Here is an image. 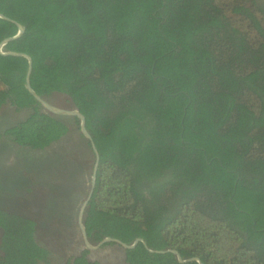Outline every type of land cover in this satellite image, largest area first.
I'll return each mask as SVG.
<instances>
[{
	"label": "trees",
	"instance_id": "16d2710c",
	"mask_svg": "<svg viewBox=\"0 0 264 264\" xmlns=\"http://www.w3.org/2000/svg\"><path fill=\"white\" fill-rule=\"evenodd\" d=\"M0 15V45L24 28L0 49V111H29L0 137L42 150L69 132L26 90L28 61L4 55L21 53L33 92L67 98L98 152L92 245L142 240L101 246L124 264H264V0H0ZM36 229L0 209V264H48Z\"/></svg>",
	"mask_w": 264,
	"mask_h": 264
},
{
	"label": "rangeland",
	"instance_id": "374dc122",
	"mask_svg": "<svg viewBox=\"0 0 264 264\" xmlns=\"http://www.w3.org/2000/svg\"><path fill=\"white\" fill-rule=\"evenodd\" d=\"M52 107L74 111L62 95L45 98ZM9 105L0 111V134L25 119ZM68 134L42 150L18 147L0 137V209L36 222L35 239L48 251V264H66L83 249L77 216L90 188L94 157L71 118H63ZM99 264H124L118 247L89 254Z\"/></svg>",
	"mask_w": 264,
	"mask_h": 264
},
{
	"label": "water",
	"instance_id": "95a60500",
	"mask_svg": "<svg viewBox=\"0 0 264 264\" xmlns=\"http://www.w3.org/2000/svg\"><path fill=\"white\" fill-rule=\"evenodd\" d=\"M0 18H3L5 20H8L7 18H5L4 16L0 15ZM19 29V32L18 34L13 37V38H8L6 39L1 45H0V49L2 48L3 45H5L6 43H8L9 41L13 40V39H16L18 38L23 32H24V28L22 26H20L19 24L15 23ZM4 55H11V56H16V57H23L25 58L27 61H28V70H27V75H26V79H25V88L26 90L29 92V94H31L34 99L49 113L53 114V115H56V116H64V117H75L77 119H79L80 121V132H81V135L87 140L90 142V145H91V149H92V152H93V155H94V159H95V162H94V167H93V171H92V175H91V180H90V189H89V192L87 194V197L86 199L84 200V202L81 204L80 208H79V211H78V216H77V225H78V228H79V231H80V234H81V238H82V242H83V245H84V248L87 249L88 251H95L97 249H99L101 246H103L104 244H107V243H115V244H118L120 245L122 248L124 249H132L135 247V245L139 242H142V240L140 239H136L134 241V243L132 245H127V244H124V243H121L120 241L118 240H115V239H112V238H105L104 240H102L101 242H99L98 244L96 245H92L89 240H88V237H87V234L85 232V228H84V225H83V215H84V212H85V209L88 205V202L90 201L91 199V196L93 194V191H94V188H95V182H96V173H97V168H98V164H99V155H98V152L95 148V145L89 135V133L87 132L86 130V127H85V118L76 110L74 111H66V110H61V109H57V108H54L52 106H50L44 99H42L41 97L37 96L33 90L31 89V86H30V82H29V77H30V74H31V70H32V62H31V59L29 56L27 55H24V54H21V53H8V54H4ZM143 243V242H142ZM145 248L146 245L145 243H143ZM166 252H170V253H173L179 262L183 263L184 261L180 258L179 254L174 251V250H168V251H159L157 253H166ZM194 259H189V261H193Z\"/></svg>",
	"mask_w": 264,
	"mask_h": 264
}]
</instances>
